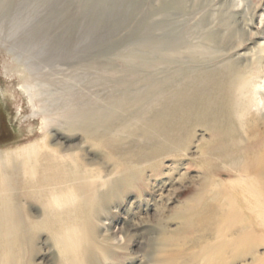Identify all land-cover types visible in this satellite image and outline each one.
<instances>
[{"label":"rangeland","instance_id":"374dc122","mask_svg":"<svg viewBox=\"0 0 264 264\" xmlns=\"http://www.w3.org/2000/svg\"><path fill=\"white\" fill-rule=\"evenodd\" d=\"M102 1L0 0V157L10 156L18 146L42 139L49 148L60 154L76 153L79 167L86 171L91 169L93 174L98 175L95 183L97 182L96 186L104 198H100L99 201L102 202L98 203L97 210L95 209L96 212L93 215L82 217L83 219H79V224L76 225L80 234L90 236V243L105 244L111 248L110 250L116 252L114 253L116 259H113L116 263L111 259L105 260L99 257L96 264L99 262L100 264H204L201 263L205 252L202 240L207 238L211 243L216 242L212 238L213 226L214 221L221 214L219 209L214 206V197L222 195L224 192L230 193L233 215L238 218L240 213H246L242 200L248 193L244 189L254 187L264 191V176L252 174L250 171L240 173L227 167L225 161L222 162L220 158L217 157V160L214 146L220 145L221 141L225 139L219 140L221 137L217 139L213 135L215 132L209 124L210 119L205 116L199 115V117L190 119L182 134L183 138L189 142L188 147L173 155L167 154V152L146 155L153 144L141 129L103 138L104 134L89 136L88 126H91L90 129L94 127L95 121L91 118V114L94 111L102 114L110 104V97L119 96L125 92V89L136 93L147 89L155 81L168 80L169 78L173 79L172 85H182L181 81L184 77L209 73L222 65L224 61L219 58L206 60L200 58L195 63L189 58L175 56V60L173 59L172 63L168 65L149 68L143 62L142 55L140 56L142 52L137 53L140 58L130 59L127 55L128 46L121 47L122 49L119 47L113 51L114 44L120 43L122 40L126 41L125 38L130 34L137 33L135 27L140 22L139 20L147 17L148 22L153 26L149 29L150 32L143 30L139 34L137 33L139 36L133 42L136 47H143L142 50L145 53L149 51L151 43H154L155 40H165L164 42H166L172 36L176 37L178 41L196 46L207 37L209 40L218 38L215 46L218 47L221 44L225 52L231 51L227 55V57L232 55L231 59H236V54L240 51H246L248 57L251 58L254 56L253 54H258L260 48L264 47V0H175L177 3H174V0H169V2L168 0ZM123 2L127 3L128 10L122 16L125 24L116 30H110L106 37L92 34L85 39H78L71 37L70 33L66 32L64 35L66 38L68 37L65 38L66 45L60 51L54 49L53 45V48L50 47L49 37L48 43L46 42L47 46L44 41L40 42L45 45L44 48L32 41L31 34L36 28L45 24L60 23L65 24V28L68 29L74 16L88 20L100 5L106 4V8H112L113 18L116 19L123 8ZM158 2L160 4L165 2L168 6L164 4L161 8ZM223 3L225 4L223 5ZM176 5L180 9H177ZM81 6L87 9L83 14L78 12ZM169 7L172 8L169 9ZM147 13L151 15L147 16ZM179 33H182V37ZM48 47L53 50H49ZM120 49L121 51H119ZM180 68L181 70H179ZM261 106L263 104L260 105L262 110L260 112L263 113L264 108ZM151 116L150 112L145 114V120ZM229 127V132L232 135L230 139L235 138L234 135H239L242 131L236 121L232 122ZM253 128L263 131L264 123L261 122ZM253 128L246 127L245 129L250 134ZM100 130L103 131L100 128L96 133H101ZM190 134L191 136H189ZM187 135L188 137H186ZM250 148V146L247 147L248 150H251ZM142 154H145L147 158L140 157ZM206 157H209L208 160ZM6 163L5 166L11 169L12 163ZM129 171L137 173H135V180L133 182L128 180L129 183H124V185L120 177ZM245 176L246 181L244 182ZM104 180L107 182L104 183ZM61 185L57 186L55 190L61 189V192L67 193L68 203L64 204L63 209L70 212L73 205H78V202H69L71 201L68 196L70 188L68 185ZM114 189L116 193L113 191ZM45 200V198L41 199L35 196L22 198L20 202H23L25 208L23 213L25 215L30 213L23 219L27 222L29 220L36 222V224L41 222V206ZM107 203H109L108 206ZM224 203L228 204V202ZM100 215L103 219L100 218ZM42 226L39 224L33 231L28 232L29 238L27 234L25 235L24 239H28L25 240V243L30 242V247L23 246L24 257H21V260L16 258L17 264L20 262L22 264L57 263V249L54 247L52 234ZM220 228L224 229L225 226L222 225ZM21 247V243L16 242L13 250H22ZM258 252L263 253L264 248L258 247ZM158 257L160 262H155ZM79 258L83 259L82 256ZM247 260H250V256H247ZM235 263L240 264L239 261L228 264ZM213 264L225 263L214 262ZM261 264H264V261Z\"/></svg>","mask_w":264,"mask_h":264},{"label":"bare ground","instance_id":"6f19581e","mask_svg":"<svg viewBox=\"0 0 264 264\" xmlns=\"http://www.w3.org/2000/svg\"><path fill=\"white\" fill-rule=\"evenodd\" d=\"M96 2L98 3V1ZM174 3L177 2H175L174 0ZM158 4L160 3L158 2ZM164 4H160L161 5L160 7L162 8V5ZM224 4L225 3H223V5ZM165 5L168 6V4ZM130 6L132 5L130 4ZM176 7L177 9L179 8L178 5H176ZM154 8L156 9V6ZM171 8L169 7V9ZM111 9L112 8L110 9L106 8V4L103 6L100 5V7H97L95 9V14L91 13L92 15L93 14L94 15L88 20L74 16L73 21L69 23L71 25L68 26V29L67 27L65 28V24H60V23L59 24L55 23L51 25L45 24L41 27L36 28L32 32L31 34L32 41L44 48L45 45L47 46L46 42L49 37L50 43L48 42L47 43L50 45V47L53 45L54 49L56 50L58 49L60 51L64 48V45H66L65 44L66 37L64 36L66 32L70 33L69 35H71V37L78 39H85L89 36H92V34H95L96 36L98 34L100 37H106L108 36L110 30L113 29L116 30L124 26L123 24L125 23L123 21L124 19H122V16L125 12L127 13L128 11L127 3L125 2L123 4V8L120 12V15L117 16L116 19H114ZM86 10H87L86 8L81 6L78 12L83 14V12H86ZM92 12H94V9H92ZM148 14L149 13H147V16ZM139 21L140 22L135 27L137 33L139 34L143 30L144 31L147 30L150 32L149 29L153 26H151L152 23L148 22L149 19L146 17V19L144 18ZM195 21L197 22V20ZM103 28H106V30L102 31ZM135 33L133 35L130 34V36L125 38L126 41H123L121 39L122 41L120 43L114 45L112 44L113 51H115L119 47L124 48L128 46L127 55L128 58L130 57V59H136L138 57L137 53L142 52L140 53V56L142 55L141 57H143L142 58L143 62H145L146 66L149 68H153L156 66L159 67V65L160 66L168 65L172 63L171 61H173V59L175 60L174 58L175 56L178 58H189L194 62L195 61L198 62L200 58L201 60L202 58H205L204 60L219 58V59H223L224 61L222 65L217 67V69L209 73L202 74L199 76H196L194 74L195 76L192 77L190 76L184 77L181 81L183 82L182 85L181 84L172 85L173 83L172 78H169L168 80L167 79H162L158 81L154 80L155 82L152 85L149 83L151 86L147 87V89L145 90L137 91L135 93L128 90L126 91L125 89L124 90L125 92H123L119 96L116 95L111 96L109 100L110 104L102 114H98L95 111L94 113L91 114V118L94 119L95 122L93 125L94 126L93 129L92 128L90 129L91 126H88L89 136H95V135L97 136V134L98 135L104 134L105 136H102L103 138L114 137L119 133L141 129L145 134L146 138L150 140L151 143L153 144V146L151 147V149H149L146 155L151 156L154 154H159L160 152L163 153L167 152V154L173 155L176 154V152H178L179 150H184L187 149L186 147H188L187 145L189 144V142L186 141L187 140L186 138L185 139L183 138L182 134H183V130L186 128L190 119H193V117L196 116L199 117V115L205 116V118L210 119L209 124H211V127L215 132V133L213 132L214 133L213 135H215L217 139L221 137L219 140L225 139L224 141H221L220 145L214 146V151L217 155L216 158L217 157L220 158L222 162L225 161L227 167L234 169L240 173L250 171L252 172V174L253 173L262 174L264 176V128L263 131L260 129L255 130L253 128V126L254 127L258 126L259 123L261 122L264 123V112L263 113L260 112L262 111L260 108L261 104H263V106L261 107L264 108V47L260 48L258 54L257 53L253 54L254 56H252L251 58L248 57V53L246 51L245 52L240 51L238 54H236L235 57L236 59L234 58L231 59L232 55H230V57H227V55L231 51L229 53L225 52L224 48L221 47V44L218 47L215 46V44L217 43L216 39L218 38H214L215 40H213L210 37L211 39L209 40L206 37L204 38V41L200 42V44L196 46H191L187 42L178 41L176 37L171 36L170 40L166 42H164L165 40L164 41L155 40L154 43H151L152 46L150 47L149 51L145 53V51L142 50L143 47H139V46L136 47L134 45L133 42H135L139 36L137 35V33L136 34ZM41 41L42 42L44 41L45 45L41 44L40 43ZM53 46L51 48H53ZM121 49L119 51H121ZM90 52H92V50ZM124 52L126 51L124 50ZM91 55L93 54L91 53ZM122 58L124 57L122 56ZM245 58L247 59L245 60ZM199 66L196 65V67ZM190 68H194V67H190ZM179 70H181V68ZM187 86L190 87L187 88ZM149 112L151 113L152 116L148 120H145V114ZM234 121L239 123V128L242 131L239 130L241 131L240 133L238 132L239 135L235 134L234 135L235 138L230 139V136L232 135L231 132H229L230 131L229 126ZM246 127H248L249 129L251 127L253 128L250 134L247 133L245 129ZM100 128L103 129V131L100 130L102 131L101 133H96L97 130L99 131ZM189 136H191V134ZM186 137H188V135ZM103 142L105 141L103 140ZM248 146L251 147L250 148L251 150L247 149ZM75 154L71 152L70 154L68 152V154L65 155L60 154L57 151L49 148V146L46 145L42 139H39V140H34L26 145L18 146L10 156L8 155L5 158L0 157V264H15V263L17 264L18 261H16V258L20 259L21 257H24L23 246L30 247V242L25 243V240H28V239H24L26 237L25 235L28 232L33 231V229L36 228L37 225L39 226V224L43 225L42 227H46L52 234V238L54 239L53 244L54 247L57 249L56 264H96V262H98V259H100L99 257L105 260L111 259V261L115 262L113 259L115 258L114 253L116 252L110 250L111 248H109V246L108 247L105 246V244L90 243L91 242L90 236L89 235L85 236L84 234L83 235L80 234L76 228V225L79 224L78 222L79 219L81 220L83 219L82 217L85 218V216H88L89 214L93 215L96 212L95 211L96 206L100 202L99 201L100 198L103 197L102 196L103 194L99 192L98 186H96L97 182L95 183L98 175L95 173L93 174V171L91 169L90 171H86V169L82 170L79 167V164L77 163V158ZM110 157L113 158L112 156ZM140 157L147 158L145 154H142ZM208 158L206 157L207 160ZM6 162H9L10 164L12 163L11 169L5 166L7 164ZM111 163L113 164L114 162L112 161ZM165 164L166 163H164L163 165ZM135 173L129 171L126 175L124 174L125 177L124 175L121 176L120 178L122 180V183L123 184L129 183L127 182L128 180L130 182H133L135 180V175L137 174ZM121 174L123 173L121 172ZM211 180H213L214 182L216 181L214 179ZM105 181L106 180H104V183ZM243 181L244 182L246 181V176L244 177ZM59 185L61 186L68 185L70 188V193L68 194V196L71 198V201L69 202H75V201L78 202L79 206L74 204L73 208L70 209V212H68V210L63 209L64 204L68 203V201L66 200L67 193L65 194V192H61V189L55 190V188ZM107 186H111V185H107ZM115 188H118V186ZM58 191H60L61 193H59ZM109 191L112 192L111 190ZM113 191L115 192V189ZM244 191L248 193V194L246 193L247 195L244 196L242 200V202L245 204L246 213L243 214L240 213L239 214L240 216L238 218L237 216L233 215L232 200L230 199V193L224 192L222 195H216L215 197L213 196L215 201L214 206L218 208L219 212L221 213L219 218L214 221V226H213L214 229H213L212 238H214L216 242L211 243L208 241L207 238L202 240V243H204L203 246L205 252H204V258L201 263L213 264L214 262H223L225 264H228L230 262L234 263L239 261L240 264H261V262L264 261V252L263 253L258 252V247L262 246L264 248V232H263L264 231V191H260L254 187H251L250 189L245 188ZM109 195L106 196L108 197ZM34 196L40 197L41 199L43 198L46 199L45 202L43 203V206H41L42 207L41 208L42 217L40 219L41 222H38L37 224L36 222H30V220L29 222H27L25 221V219H23L24 217L26 218L27 216H29L30 213L29 214L27 213V215L23 213L25 209L23 207L24 204L23 202L22 203L20 202L22 198L24 199H26V197L33 198ZM106 200L107 198L105 199V201ZM224 202H228V204L225 205ZM108 204L109 203H107V206ZM100 218H102L101 215ZM222 225H224L225 228L219 229V227ZM27 237L29 238L30 236H28L27 234ZM16 242L21 243L22 250H16V251L13 250V247L15 246ZM80 256H82L83 258L82 260L81 258H79ZM247 256H250L249 261L247 260ZM157 261L160 262L159 257L155 259V262ZM20 264L22 263L20 262ZM98 264H100V262Z\"/></svg>","mask_w":264,"mask_h":264}]
</instances>
